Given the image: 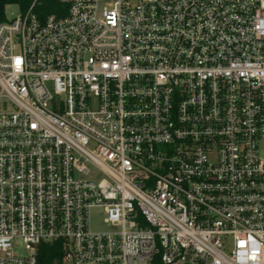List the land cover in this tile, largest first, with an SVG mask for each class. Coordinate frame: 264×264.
Listing matches in <instances>:
<instances>
[{"label": "built area", "instance_id": "2783aa9c", "mask_svg": "<svg viewBox=\"0 0 264 264\" xmlns=\"http://www.w3.org/2000/svg\"><path fill=\"white\" fill-rule=\"evenodd\" d=\"M60 2L0 23V264H264V0Z\"/></svg>", "mask_w": 264, "mask_h": 264}, {"label": "trees", "instance_id": "16d2710c", "mask_svg": "<svg viewBox=\"0 0 264 264\" xmlns=\"http://www.w3.org/2000/svg\"><path fill=\"white\" fill-rule=\"evenodd\" d=\"M34 3V14L42 22L50 16L63 17L67 13V7L60 0H0V23L7 21L5 9L8 6H18L21 14H25ZM62 258L60 244L44 243L39 248L37 264H62Z\"/></svg>", "mask_w": 264, "mask_h": 264}, {"label": "rangeland", "instance_id": "374dc122", "mask_svg": "<svg viewBox=\"0 0 264 264\" xmlns=\"http://www.w3.org/2000/svg\"><path fill=\"white\" fill-rule=\"evenodd\" d=\"M20 15H21V11L18 6L12 5V6H8L5 9V18L7 21L16 19ZM91 225H92V228L96 231L105 230V226L103 225V216L99 210H95L92 212ZM16 251L20 254H25L24 248L20 246V243H16Z\"/></svg>", "mask_w": 264, "mask_h": 264}]
</instances>
